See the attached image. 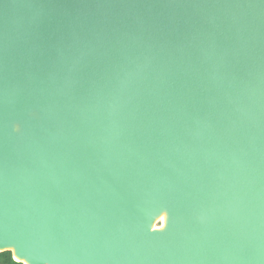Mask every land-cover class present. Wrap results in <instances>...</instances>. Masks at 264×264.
<instances>
[{
	"label": "water",
	"instance_id": "1",
	"mask_svg": "<svg viewBox=\"0 0 264 264\" xmlns=\"http://www.w3.org/2000/svg\"><path fill=\"white\" fill-rule=\"evenodd\" d=\"M0 249L264 264V0H0Z\"/></svg>",
	"mask_w": 264,
	"mask_h": 264
},
{
	"label": "bare ground",
	"instance_id": "2",
	"mask_svg": "<svg viewBox=\"0 0 264 264\" xmlns=\"http://www.w3.org/2000/svg\"><path fill=\"white\" fill-rule=\"evenodd\" d=\"M166 225V216L164 213H162L161 215H159L153 222V229H163ZM1 251V249H0ZM15 257H17L16 255H14ZM19 258V257H17ZM20 259V258H19ZM23 260V259H20Z\"/></svg>",
	"mask_w": 264,
	"mask_h": 264
},
{
	"label": "trees",
	"instance_id": "3",
	"mask_svg": "<svg viewBox=\"0 0 264 264\" xmlns=\"http://www.w3.org/2000/svg\"><path fill=\"white\" fill-rule=\"evenodd\" d=\"M0 260L7 261L10 264H22V263H16L11 259V252L10 251H4L0 253Z\"/></svg>",
	"mask_w": 264,
	"mask_h": 264
},
{
	"label": "flooded vegetation",
	"instance_id": "4",
	"mask_svg": "<svg viewBox=\"0 0 264 264\" xmlns=\"http://www.w3.org/2000/svg\"><path fill=\"white\" fill-rule=\"evenodd\" d=\"M1 252H4V251H0V253H1ZM10 252H11V251H10ZM11 259H12L13 261H15L16 263L27 264V263H25L24 260H20L19 258H17V257H15L14 255H12V253H11ZM0 264H10V263H8L7 261L0 260Z\"/></svg>",
	"mask_w": 264,
	"mask_h": 264
}]
</instances>
